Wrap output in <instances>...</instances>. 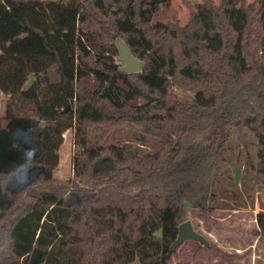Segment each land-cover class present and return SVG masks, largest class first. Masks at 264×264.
I'll use <instances>...</instances> for the list:
<instances>
[{
  "label": "trees",
  "instance_id": "1",
  "mask_svg": "<svg viewBox=\"0 0 264 264\" xmlns=\"http://www.w3.org/2000/svg\"><path fill=\"white\" fill-rule=\"evenodd\" d=\"M145 2L0 0V173L22 162L16 129L31 130L34 167L45 168L23 188L0 183V264H172L188 205L205 222L255 205L264 0H201L184 24L149 22ZM117 37L140 71L121 69ZM175 80L194 89L193 101L173 92ZM127 126L130 139L107 141ZM69 129L73 173L59 179ZM256 222L264 236L263 200Z\"/></svg>",
  "mask_w": 264,
  "mask_h": 264
},
{
  "label": "rangeland",
  "instance_id": "2",
  "mask_svg": "<svg viewBox=\"0 0 264 264\" xmlns=\"http://www.w3.org/2000/svg\"><path fill=\"white\" fill-rule=\"evenodd\" d=\"M213 1L215 3L219 2V0ZM247 1L253 2L255 0ZM198 2H201V0H146L143 10L149 22L166 21L169 18L176 17L184 24L188 21ZM118 58L120 59V53L116 59ZM83 80L88 84L93 83L92 76H87ZM172 90L182 100H194V89L184 86L177 80L173 82ZM6 104L7 96L0 94L1 115L5 114ZM133 130L134 126H127L121 133L111 135L107 141L115 140L114 137H121L124 140L130 139ZM100 131H90L89 137L97 136ZM157 143L156 139H152L149 147H153ZM74 146L75 132L73 129H69L64 133V140L59 149V163L55 170V176L59 179L72 177ZM238 151V147L235 146V150L231 155L230 166L232 167L238 159ZM251 151L255 156V149L252 148ZM242 167L243 165L240 166L241 170ZM240 169L234 172L238 182L241 177ZM263 191L264 187L255 192L254 206H251L248 200L247 206L238 209L218 210L210 222H205L204 219L199 218L191 205H188V210L182 222L190 220L193 228L204 235L209 243L213 244V247L202 245L196 240H187L177 248L172 258V264H264V236L255 234L257 228L256 215L261 207V201L263 200L261 193Z\"/></svg>",
  "mask_w": 264,
  "mask_h": 264
},
{
  "label": "water",
  "instance_id": "3",
  "mask_svg": "<svg viewBox=\"0 0 264 264\" xmlns=\"http://www.w3.org/2000/svg\"><path fill=\"white\" fill-rule=\"evenodd\" d=\"M116 45L119 49L120 60L123 63L121 69L126 72L140 71L142 69L143 61L133 55L126 42L122 38L117 37ZM44 170L45 168L43 166H35L31 168L28 183L35 181ZM261 195L264 200V191ZM187 240H196L202 245H209V241L205 238V236L193 228L190 220H186L179 225L177 238L170 246L169 254L176 251L177 248Z\"/></svg>",
  "mask_w": 264,
  "mask_h": 264
},
{
  "label": "clouds",
  "instance_id": "4",
  "mask_svg": "<svg viewBox=\"0 0 264 264\" xmlns=\"http://www.w3.org/2000/svg\"><path fill=\"white\" fill-rule=\"evenodd\" d=\"M12 139L22 149V162L13 165L5 173H0V183L5 187L23 188L29 182V172L35 165V153L31 150V130L16 129Z\"/></svg>",
  "mask_w": 264,
  "mask_h": 264
},
{
  "label": "crops",
  "instance_id": "5",
  "mask_svg": "<svg viewBox=\"0 0 264 264\" xmlns=\"http://www.w3.org/2000/svg\"><path fill=\"white\" fill-rule=\"evenodd\" d=\"M2 91L0 90V94H2V95H5L3 92L1 93ZM6 96V95H5Z\"/></svg>",
  "mask_w": 264,
  "mask_h": 264
}]
</instances>
